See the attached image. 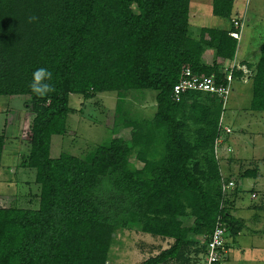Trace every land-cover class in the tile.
<instances>
[{"label":"trees","instance_id":"16d2710c","mask_svg":"<svg viewBox=\"0 0 264 264\" xmlns=\"http://www.w3.org/2000/svg\"><path fill=\"white\" fill-rule=\"evenodd\" d=\"M233 3L212 0L211 12L230 19ZM189 7L190 0H0V96L32 101L20 167L35 171L40 190L36 210L0 207V264H108L114 231L129 226L168 243L140 264H197L218 219L230 237L241 233L245 222L232 216L236 197L223 196L214 155L224 102L199 91L173 98L184 69L224 83L217 59L234 61L239 29L202 27L192 37ZM240 65L253 71L248 109L264 112V35L258 61ZM41 67L55 89L44 97L29 88ZM128 91L155 92L150 120L118 127L131 130L128 140L113 138L83 159L50 157L51 138L67 132L70 95ZM4 145L2 132L0 165ZM257 175L254 166L242 178Z\"/></svg>","mask_w":264,"mask_h":264},{"label":"rangeland","instance_id":"374dc122","mask_svg":"<svg viewBox=\"0 0 264 264\" xmlns=\"http://www.w3.org/2000/svg\"><path fill=\"white\" fill-rule=\"evenodd\" d=\"M236 1L235 5L246 11L249 21L239 29L234 61L217 60L226 74L230 68L241 70L244 74L240 81L232 79L231 92L223 103L221 123L231 130L229 144L233 159H229V164L232 162V172L223 171L225 182L232 184L227 195L236 197L232 215L243 219L245 227L236 237L227 235L228 248L223 264H264V112L248 109L253 71L240 65L241 61L256 63L259 59L264 29V0ZM133 9L136 12L135 7ZM224 22L211 13V0H190L189 34L192 37H197L202 27L223 29ZM211 60L212 52L207 50L203 61L210 63ZM154 95L153 91L95 93L89 99L70 95L67 132L64 136L51 138L50 157L57 158L65 153L83 159L98 146H107L113 138L128 140L131 130L118 127L131 119L150 120L155 112ZM33 117L29 97L0 96V134L3 132L5 135L0 165V207L31 210L39 207L40 190L34 182L35 171L20 167L29 152ZM188 124L189 138L192 139L194 126L191 122ZM131 162L137 164L134 159ZM256 164L258 177L242 178V173ZM238 180L240 184L237 186ZM253 194L254 197L251 196ZM167 247L168 243L163 242L162 238L141 233L135 226L117 228L107 263L140 264ZM203 263L204 256H200L197 264Z\"/></svg>","mask_w":264,"mask_h":264},{"label":"built area","instance_id":"2783aa9c","mask_svg":"<svg viewBox=\"0 0 264 264\" xmlns=\"http://www.w3.org/2000/svg\"><path fill=\"white\" fill-rule=\"evenodd\" d=\"M238 25L236 22L234 23ZM232 75L231 72L225 76L224 83H217L213 77L193 74L190 69L182 70L179 80L173 87V98L179 100L181 95L188 91H199L208 94L217 95L223 102L228 99L231 92ZM226 134L230 133L228 128H222ZM222 143V137L219 136L214 142V154L218 146ZM232 188V184L221 180V191L226 196ZM254 197V194L252 195ZM227 241L226 227L218 219L213 232L208 238L206 252L203 264H223L227 249L225 248Z\"/></svg>","mask_w":264,"mask_h":264},{"label":"crops","instance_id":"0c3cea01","mask_svg":"<svg viewBox=\"0 0 264 264\" xmlns=\"http://www.w3.org/2000/svg\"><path fill=\"white\" fill-rule=\"evenodd\" d=\"M235 2H237V1L234 0L231 18L230 19H223V20H225L224 27H223V29H218V30H228L231 27V25H233V27H235V28L240 29V27L243 25L244 22H248L249 21V19L246 16V11L245 10H240V7H237L235 5L236 4ZM211 5H212V0H211ZM194 10L197 11V9H194ZM189 13H190V7H189ZM198 13H199V10H198ZM235 22L238 24L237 26L234 24ZM263 35H264V29H263ZM263 35H262V37H263ZM246 62H248V61H246ZM221 120H222V115L220 117V127L221 128H226V127H223V125L221 123ZM229 134H231V130H230ZM229 134H226V133L220 134V136L222 137V143L218 146V149H217L216 153L214 154L215 155V159L218 161L220 175H221L223 180H224V175H225L223 173V171L226 170V172H229V173L232 172V169H231L232 162L229 164V159H231V161L233 159L232 150L230 149L231 147H230V144H229V139H230L229 138ZM255 166H257V164ZM257 177H258V175H257ZM250 179H252V178H250ZM238 184H240V180H238ZM232 216H234V215H232ZM239 219H241V218H239ZM226 243H227V241H226Z\"/></svg>","mask_w":264,"mask_h":264},{"label":"clouds","instance_id":"9594fccd","mask_svg":"<svg viewBox=\"0 0 264 264\" xmlns=\"http://www.w3.org/2000/svg\"><path fill=\"white\" fill-rule=\"evenodd\" d=\"M51 80L52 73L48 69L38 68L32 74V82L29 88L36 96L44 97L55 90L54 85L50 83Z\"/></svg>","mask_w":264,"mask_h":264}]
</instances>
